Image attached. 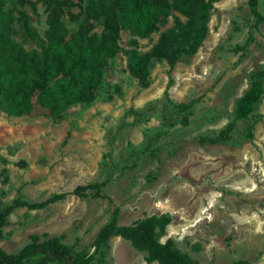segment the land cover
I'll use <instances>...</instances> for the list:
<instances>
[{
    "label": "rangeland",
    "instance_id": "obj_1",
    "mask_svg": "<svg viewBox=\"0 0 264 264\" xmlns=\"http://www.w3.org/2000/svg\"><path fill=\"white\" fill-rule=\"evenodd\" d=\"M65 1L67 22L88 0ZM248 1L215 3L201 47L172 68L153 58L145 87L129 73L125 52L149 54L165 37L187 45L190 28L173 18L148 38L122 30L121 52L109 61L97 99L70 107L60 121L38 105L23 117L0 110V209L18 197L41 202L99 183L106 197L69 195L43 210L16 209L0 250L17 253L36 235L61 238L88 264H156L118 237L102 256L95 252L97 232L118 209L119 226L167 216L161 243L170 239L195 264H264V93L248 118L234 119L250 76L264 70V23L260 33L251 30ZM23 10L44 38L48 11ZM258 10L264 17V0ZM171 103L191 108L181 112ZM230 123L232 131L221 134Z\"/></svg>",
    "mask_w": 264,
    "mask_h": 264
},
{
    "label": "trees",
    "instance_id": "obj_2",
    "mask_svg": "<svg viewBox=\"0 0 264 264\" xmlns=\"http://www.w3.org/2000/svg\"><path fill=\"white\" fill-rule=\"evenodd\" d=\"M219 1L88 0L79 7L76 15H68L66 22L64 14L68 3L65 0H0V110L8 116L23 117L38 105L47 109L55 122L60 121L70 107L91 104L97 99L109 61L121 52L119 40L122 30L138 38H148L173 18L178 28H190L192 38L187 45L173 46L165 37L149 54L140 55L135 50L125 52L129 73L145 87L148 84V66L153 58L165 59L172 68L183 56L192 55L201 47L208 33L210 12ZM258 2L248 1L253 18L251 30L257 34L264 23ZM37 5L48 11V29L44 38L31 27L30 17L23 10L28 6L35 12ZM176 13L187 19L185 24ZM69 26L74 28L69 29ZM98 27L102 28L100 32ZM17 37L30 42L34 48H24ZM252 40V34H249L245 44ZM133 44L136 45L135 42ZM263 79V69L250 76L249 89L235 106V120L246 119L253 112L264 93ZM116 93H119L118 88ZM173 106L181 112L191 108V105ZM233 124H228L221 134H229ZM104 186L105 183L79 186L71 193L55 194L41 202L15 198L1 206L0 240L14 210H43L69 195L106 198L101 195ZM107 200L111 202L109 198ZM118 214V209H115L110 220L97 232L94 241L96 253L102 256V249L108 248L109 240L118 237L143 252L146 263L195 264L170 239L161 243L160 239L170 223L167 216H152L129 226H119ZM88 259L74 253L58 237L40 241L38 236L32 235L29 243L17 253L0 250V264H88ZM231 264L250 263L236 261Z\"/></svg>",
    "mask_w": 264,
    "mask_h": 264
}]
</instances>
